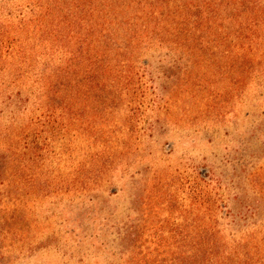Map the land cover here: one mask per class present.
Here are the masks:
<instances>
[{
	"label": "rangeland",
	"instance_id": "1",
	"mask_svg": "<svg viewBox=\"0 0 264 264\" xmlns=\"http://www.w3.org/2000/svg\"><path fill=\"white\" fill-rule=\"evenodd\" d=\"M43 2L0 0V264H183L200 240L263 239L264 43L227 15L183 26L187 0H50L39 22Z\"/></svg>",
	"mask_w": 264,
	"mask_h": 264
},
{
	"label": "trees",
	"instance_id": "2",
	"mask_svg": "<svg viewBox=\"0 0 264 264\" xmlns=\"http://www.w3.org/2000/svg\"><path fill=\"white\" fill-rule=\"evenodd\" d=\"M61 1V0H60ZM188 7L186 15L181 18L180 22L186 27H195V31H211L218 24V18L221 15H227L231 19L235 20L236 24L232 26L231 30L236 36L238 43L252 48L264 43V0H187ZM50 0H46L41 4V14L35 18L39 22L45 20L49 16L48 7ZM66 18H62L60 23L68 24L73 31L74 23L68 22ZM55 29V28H53ZM89 33L95 34V28L91 26ZM218 29V28H217ZM43 31V30H41ZM46 31V30H44ZM43 31V32H44ZM77 37L78 47L88 43L95 38L85 37L80 38L77 35H73V38ZM71 35L68 34L61 36L56 31L49 32L50 40H55L56 43L63 40L67 41V38ZM235 40V41H236ZM64 43V42H63ZM79 57L74 53L71 55V60H76ZM67 64H60L51 77V82L48 81L47 89L50 93H56L58 97L61 91L66 86V81L63 79L68 73ZM262 242L264 244V238L256 243H252V239L245 240L239 246L242 249L235 250L226 255L221 250V242L217 240H200L197 243V253L192 262H183V264H252L253 253L251 251L250 244L255 246V249L259 250L257 246Z\"/></svg>",
	"mask_w": 264,
	"mask_h": 264
}]
</instances>
